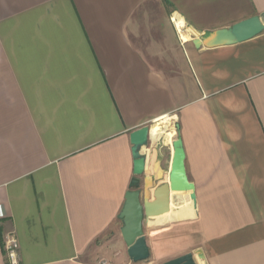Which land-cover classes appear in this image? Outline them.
I'll return each mask as SVG.
<instances>
[{
	"label": "crops",
	"instance_id": "obj_1",
	"mask_svg": "<svg viewBox=\"0 0 264 264\" xmlns=\"http://www.w3.org/2000/svg\"><path fill=\"white\" fill-rule=\"evenodd\" d=\"M262 13L264 0H0V264L8 235L19 264H131L119 215L144 126L142 188L169 183L181 139L197 199L145 222L153 259L264 264V33L193 43Z\"/></svg>",
	"mask_w": 264,
	"mask_h": 264
},
{
	"label": "water",
	"instance_id": "obj_2",
	"mask_svg": "<svg viewBox=\"0 0 264 264\" xmlns=\"http://www.w3.org/2000/svg\"><path fill=\"white\" fill-rule=\"evenodd\" d=\"M264 33V13L240 21L229 28L215 31L208 39H193L197 48H217L237 45L249 41ZM149 126H144L131 134L132 154L134 159V178L125 197V205L119 215L122 222L121 235L128 247V256L134 264L148 261L151 251L145 235L147 220L170 214L172 203L180 204V195L188 193L194 209L197 207L195 186L188 178L185 160L186 154L181 139L174 142V158L169 183L151 189L142 188L146 172L147 156L143 148L150 142ZM147 185V184H146ZM148 185L149 182H148ZM163 264H207L201 251L192 252Z\"/></svg>",
	"mask_w": 264,
	"mask_h": 264
},
{
	"label": "built area",
	"instance_id": "obj_3",
	"mask_svg": "<svg viewBox=\"0 0 264 264\" xmlns=\"http://www.w3.org/2000/svg\"><path fill=\"white\" fill-rule=\"evenodd\" d=\"M4 249L11 264H19L20 245L14 235H8L4 241ZM100 264H109L107 260H102Z\"/></svg>",
	"mask_w": 264,
	"mask_h": 264
},
{
	"label": "bare ground",
	"instance_id": "obj_4",
	"mask_svg": "<svg viewBox=\"0 0 264 264\" xmlns=\"http://www.w3.org/2000/svg\"><path fill=\"white\" fill-rule=\"evenodd\" d=\"M177 25H178L179 29H180L181 32H182V37H183V39L186 40V41L189 40V39H190L189 31L186 29V27H185L186 25L183 23L182 19H179V20L177 21ZM168 122H170L169 119H164L162 122H160V124H161V125L166 124V126H168V125H167ZM160 124H158L156 128H159V127H160V126H159ZM167 137H168V138H172V137H173L172 132L168 133ZM180 198H181L182 200H187V198H188V200H190L188 193H184V194L180 195ZM173 207H175V203H172V208H173ZM171 212H172V211H171Z\"/></svg>",
	"mask_w": 264,
	"mask_h": 264
},
{
	"label": "rangeland",
	"instance_id": "obj_5",
	"mask_svg": "<svg viewBox=\"0 0 264 264\" xmlns=\"http://www.w3.org/2000/svg\"><path fill=\"white\" fill-rule=\"evenodd\" d=\"M175 206H176V204H175ZM131 264H134V263L131 262ZM139 264H162V263H158V262H156V261L153 259V257L151 256L150 259H149L148 261H145V262H142V263H139Z\"/></svg>",
	"mask_w": 264,
	"mask_h": 264
}]
</instances>
